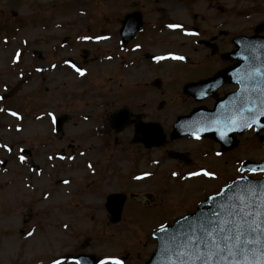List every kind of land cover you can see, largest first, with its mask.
Segmentation results:
<instances>
[{"label":"rangeland","instance_id":"obj_1","mask_svg":"<svg viewBox=\"0 0 264 264\" xmlns=\"http://www.w3.org/2000/svg\"><path fill=\"white\" fill-rule=\"evenodd\" d=\"M169 3L176 4L173 10ZM135 11L147 23L139 41L141 36L151 40L143 39L147 47L152 44L147 50L165 60H173L165 57L169 51L188 52L192 40L213 29L220 14L229 29L225 39L252 33L254 24L264 23V0H0V264H28L79 251L95 253L106 264L120 258L121 264H144L154 252L156 241L148 234L168 220L163 214L169 213L170 200L147 206L130 198L127 214L117 224L109 221L107 212L103 219L101 211L83 207L103 203L102 197L115 191L157 194L156 180L138 182L130 174L134 181L125 183L128 165L123 164L124 153L115 147L109 129L110 116L125 99L134 101L142 94L147 107L153 100V90L133 86L140 80L152 81L157 70L147 63L125 69L133 66L125 60L142 56L135 48L125 50L119 34L122 20ZM169 20L183 29L159 32L160 23L164 29ZM188 23L198 29H189ZM188 29L193 37H187ZM71 58L86 69L84 77L68 68ZM132 70V76L125 75ZM125 80L132 86L126 93ZM96 103L107 108L95 107ZM132 106L142 110L136 102ZM62 114L68 119L57 133L54 122ZM98 123L103 125V136L96 134ZM249 138L242 137L241 157L259 159V152L244 149ZM22 148L32 149L33 162L41 171L31 160L21 159L30 158ZM143 161L136 171L145 169ZM175 189L176 196L181 190ZM139 194L142 200L152 201L146 196L150 193ZM69 202L80 205L79 211L63 210L59 217L45 219L51 222L46 232H26L33 226L40 228L42 207ZM92 214L95 217L90 219ZM64 220L72 225L71 232L62 228ZM85 238L90 240L86 250L80 247Z\"/></svg>","mask_w":264,"mask_h":264},{"label":"flooded vegetation","instance_id":"obj_2","mask_svg":"<svg viewBox=\"0 0 264 264\" xmlns=\"http://www.w3.org/2000/svg\"><path fill=\"white\" fill-rule=\"evenodd\" d=\"M221 21L224 23V19L219 18L217 25ZM224 31L221 28L204 31V36L208 42L199 45L196 49L200 50L201 55L199 56H202L205 60H192L189 58L184 61L158 62L148 66V68L157 70L158 74L153 79L156 85L151 93L153 100L149 102V107L144 102V99H146L144 97H138L134 101L125 99V107H128L130 117L126 121L125 130L120 133L122 137L115 136L116 141L121 140L120 144L123 150L125 152L131 150L133 156L140 161L155 157L154 163L160 171H163L158 175L164 181H170V183H163L159 188L160 191L174 192V187L183 190L179 200L174 204L173 200L169 202V213L163 214V218L168 217L173 206H195L198 204L207 196L203 193L211 183H218L225 179L229 180L242 174L240 171L242 137L246 135L252 137L249 138L250 142L245 145L244 149L260 153L259 159L254 160H260L264 157L263 148L259 144V134L254 127L240 134L234 130L233 126L227 125L220 135L222 141L216 140L214 135L199 137L187 134L175 139L171 137L175 123L180 116L201 110L198 113L207 116L205 119V124H207L210 118L207 112L214 110L220 101L224 102L223 105L226 111H232L235 107V102L226 97L241 88V83L244 82L247 74V71L244 70L238 71L233 79L227 78L220 87L212 91L210 96L202 99L196 98L195 95L185 91V87L189 83L211 77L231 67L246 65L243 61L224 58L225 54L235 48L233 38L225 39L228 37V32ZM139 43L142 42L139 41ZM127 44H130V42ZM148 73L150 74V72ZM201 90L203 92L211 91L210 88H202ZM135 102L136 106L142 110L133 108L132 105ZM202 119L200 118V120ZM139 127L149 130V137H154L152 132L155 127L161 128L160 131L164 134L163 143L152 147H147L144 142L135 143L133 138ZM110 128L113 129L111 125ZM228 144H232L233 147L226 150L224 145ZM251 158L253 159L249 155L244 159ZM204 171H210L214 175L204 176L202 174ZM193 172L201 173V175L192 176L191 173ZM173 173H176V175H173ZM172 180L179 182L173 184ZM161 201H164V199H161ZM134 215L137 216V213H134ZM154 221H151V223H154Z\"/></svg>","mask_w":264,"mask_h":264},{"label":"water","instance_id":"obj_3","mask_svg":"<svg viewBox=\"0 0 264 264\" xmlns=\"http://www.w3.org/2000/svg\"><path fill=\"white\" fill-rule=\"evenodd\" d=\"M142 25L140 13L128 15L121 28L123 41L130 40ZM261 27L258 26L257 31ZM235 41L241 46L240 52L251 54L249 60L252 59L258 65L264 64V36L239 37ZM257 68L264 70V65H259ZM259 78L262 82L259 83L258 92L264 94V74H259ZM261 97L264 99V96ZM117 116L118 118L113 119V123L120 131L125 123L124 111H120ZM64 119L65 117L59 118V128H61ZM257 193L259 195H256V211L259 212L260 203L264 201V180L252 183L238 181L227 187L220 195L215 196V199L210 201L211 207L209 209L202 207L196 213L179 220L174 226L167 227L164 231L159 230L156 233L159 241L157 250L146 264H203V261L196 259V255H207L210 250H215L214 245L209 243V237L205 235L204 230H213L217 242H221L223 237L218 231H215V222L218 220L222 226L229 219L238 221L237 208H243V201L245 200L252 202L253 195ZM109 199L110 204L116 205V209L112 213L118 217L124 198L118 194H113L110 195ZM86 258L90 259L91 257ZM259 258V246L253 247L249 251L248 259L255 264ZM91 261L94 264L97 262ZM210 264H231V262L225 261L223 258H216L214 261H210Z\"/></svg>","mask_w":264,"mask_h":264},{"label":"snow or ice","instance_id":"obj_4","mask_svg":"<svg viewBox=\"0 0 264 264\" xmlns=\"http://www.w3.org/2000/svg\"><path fill=\"white\" fill-rule=\"evenodd\" d=\"M173 58L184 59V57ZM157 59H163V57H157ZM73 67L80 75H84L80 68L75 65ZM12 115H17V113L13 112ZM246 126L250 127L251 125L246 124ZM260 170L264 171V167ZM252 171L255 172L256 169H252ZM202 174L204 176L214 175L210 171H204ZM173 175H176V173H173ZM191 175L199 176L201 173L193 172ZM256 195L259 194L253 195L252 202L245 200L243 201L244 207L237 208L238 221L233 222L230 220L222 226L218 220L215 222V231H218L223 237L221 242H217L213 230H204L205 235L209 237V243L214 245L215 250H210L207 255L197 254V260L203 261V264H210V261H214L216 258H223L225 261H230L231 264H253L248 259V254L253 247L259 246L260 258L255 261V264H264V201L260 203V211H256ZM160 230L164 231L165 226L162 225ZM222 244L223 246H221ZM76 264H80V261H77ZM102 264H106V262H102ZM115 264H121V262L117 260Z\"/></svg>","mask_w":264,"mask_h":264}]
</instances>
